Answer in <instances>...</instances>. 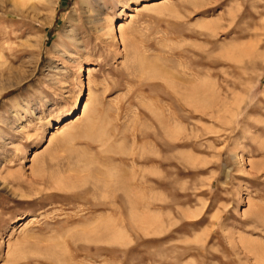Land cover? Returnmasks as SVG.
Returning a JSON list of instances; mask_svg holds the SVG:
<instances>
[{"label":"rangeland","instance_id":"rangeland-1","mask_svg":"<svg viewBox=\"0 0 264 264\" xmlns=\"http://www.w3.org/2000/svg\"><path fill=\"white\" fill-rule=\"evenodd\" d=\"M0 264H264V0H0Z\"/></svg>","mask_w":264,"mask_h":264},{"label":"bare ground","instance_id":"bare-ground-1","mask_svg":"<svg viewBox=\"0 0 264 264\" xmlns=\"http://www.w3.org/2000/svg\"><path fill=\"white\" fill-rule=\"evenodd\" d=\"M152 6H154L153 8H155V10H157V9H159V2H154L153 4H152ZM144 7H149V5H144ZM108 22H109V20H107ZM125 26V23L124 22H120L119 23V25H115V26H113V29L112 30H114V33H121L122 32V29H123V27ZM107 34H109V33H107ZM254 50V49H253ZM83 69H85V68H83V67H80L79 68V72H80V74L83 72ZM86 71H87V73H89V68H86ZM85 106V105H84ZM73 116V115H72ZM78 116V115H77ZM73 118V117H72ZM60 121V120H59ZM70 121V120H69ZM58 123H61V121L60 122H58ZM59 126H57L56 128H58ZM55 128V127H54ZM129 175V174H128ZM127 176V175H126ZM122 179V178H121ZM130 184V183H129ZM120 185H121V187H122V189H124L125 187H126V182L125 181H121L120 180ZM128 186V185H127ZM118 187H120V186H118ZM129 189H131V188H129ZM132 189H134V187L132 188ZM125 190V189H124ZM128 190V189H127ZM130 193V192H129ZM126 194H127V192H126ZM129 195H131V196H129ZM127 194V198L129 199V201H132L131 202V204L133 203L134 204V206H140V204H141V202H142V196L140 195V194H135V193H133V194ZM126 199V198H125ZM134 213V212H133ZM105 224V223H104ZM107 227V226H106Z\"/></svg>","mask_w":264,"mask_h":264}]
</instances>
